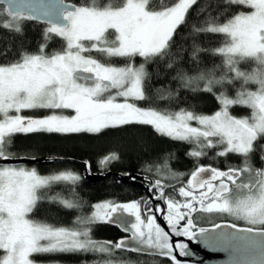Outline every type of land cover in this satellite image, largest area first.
Listing matches in <instances>:
<instances>
[{
  "label": "snow or ice",
  "instance_id": "snow-or-ice-1",
  "mask_svg": "<svg viewBox=\"0 0 264 264\" xmlns=\"http://www.w3.org/2000/svg\"><path fill=\"white\" fill-rule=\"evenodd\" d=\"M4 3L7 7L0 8V31L14 37L22 36V21L25 17L27 20L36 17L20 10L22 0H4ZM60 3L62 10L57 16L58 22L44 21L50 26L43 31L35 53L0 48V57H13L9 63L0 65V161L13 159L6 148L16 134L100 133L109 128L140 124L150 125L157 133L173 140L194 144L189 155L196 160L207 156L205 149L215 148L219 149L215 153L218 157L229 153L242 157L241 166L226 170L196 167L186 184L178 189L171 186L183 200L166 196V186L160 180L150 182L148 191L152 199L165 205L163 209L159 204L153 209L149 200L143 204L140 201H105L94 205L86 224L107 223L127 233V237L108 243L93 240L89 227L73 230L28 218L42 198L37 195L40 189L59 181L75 183L80 180L78 174L68 171L42 177L35 169L0 166V264H36L31 259L34 254H111L113 250L162 257L168 264H186L180 258L194 253L188 243L174 240V237L193 241L198 235L206 236L208 231L205 228L196 231L193 213H227L250 225L264 226V170L254 169L250 163L251 154L256 151L264 160V0H225V4L246 6L253 11L235 14L223 24L209 22L196 29L228 38L227 45L216 52L226 58L225 63L234 75L227 80L222 77L215 83H231L236 79L259 86L255 91L242 89L235 98L217 95L221 108L212 116L185 110L163 113L129 102L148 99L144 90L147 73L143 64L133 66L134 59L137 56L145 60L173 56L172 49L177 44L173 37L180 35L177 29L186 26V16L198 0H178L174 6L158 10L150 0H125L119 8L76 7L65 0ZM52 14L47 10L41 12L45 18ZM53 34L66 43L63 51L48 54L45 49ZM201 51L203 49L194 48L191 58L195 60ZM86 52L125 58L126 64L110 66L85 56ZM235 57L252 58L261 70L251 74L242 72L236 66ZM167 67L172 68L173 63L169 62ZM82 73L90 75L82 76ZM213 83L209 80L201 90L212 93ZM113 89L115 94L103 98L105 92ZM117 97L124 102H117ZM232 106L247 107L250 116L234 117L229 111ZM25 109H68L74 115L53 111L45 118H25L19 115ZM192 121L198 126H192ZM115 159L118 157L112 154L101 163ZM85 164L90 167L87 162ZM245 173L248 182L242 178ZM257 185L258 194H254ZM233 186L237 190L247 189L249 194L241 196L233 192ZM48 199L57 202L55 196ZM58 203L65 208L76 206L67 200ZM157 213L165 214L161 218L166 220L171 232L157 223ZM212 239L207 237L205 244ZM215 242L230 244L231 239L224 235Z\"/></svg>",
  "mask_w": 264,
  "mask_h": 264
},
{
  "label": "trees",
  "instance_id": "trees-1",
  "mask_svg": "<svg viewBox=\"0 0 264 264\" xmlns=\"http://www.w3.org/2000/svg\"><path fill=\"white\" fill-rule=\"evenodd\" d=\"M65 1L77 7L98 8H119L125 2V0ZM150 2L153 8L158 10L174 6L178 0H150ZM0 8L5 7L0 5ZM197 8L200 10L194 11ZM248 10L246 6L225 4V0H198L197 5H193L186 16V26L182 25L177 29L180 35L173 37L177 42L172 49L173 56L149 60L137 56L134 59L133 66L139 67L143 64L147 73L144 90L148 97L144 101H134V103L138 107L152 108L163 113L172 114L185 110L196 115L211 116L221 108L216 99L217 95L224 94L229 98H235L238 91L247 87L255 88L251 84L245 86L243 81L236 79H233L231 83H215L222 77L227 80L234 75L225 63L226 58L216 52V49L227 45L228 38L223 34L196 31L198 28L205 27L209 22L223 24L235 14ZM22 23L24 28L20 37L0 31V48L10 47L13 51L19 48L30 53L36 52L41 43L43 31L48 26L27 20L26 17ZM65 43L53 34L45 51L48 54L61 52ZM194 48L203 49L195 60L191 58ZM88 56L110 66L122 67L126 64L125 58L105 57L97 52L88 53ZM12 59L11 56L0 57V65L7 64ZM235 59L237 60L236 66L242 72H254L259 68L258 62L252 58L235 57ZM169 62L173 63L172 68L167 67ZM209 80L214 81L213 92H203L201 89ZM187 81L191 82L187 83ZM230 111L234 116H250V110L243 106H233ZM194 148L195 145L187 141L173 140L157 133L150 125L131 124L105 129L100 133L16 134L6 151L12 155L13 159L56 160L42 165H24L35 169L40 176H53L68 171L80 176V180L75 183L59 181L40 189L37 195L42 198L38 200L34 211L30 213L31 219L38 223L73 230L89 227L93 240L108 243L127 237V233L107 223L86 224L85 221L94 211V205L105 201L117 203L140 201L143 204L148 198L139 189L123 185L116 178H109L97 184L87 183L83 178L85 162L90 166V172L95 174L113 172L121 175H140L150 182L160 180L168 187L165 195L173 196L177 200H183V198L179 197L171 186L178 189L182 184H186L196 167L210 166L226 170L229 167L241 166L242 157L232 153L225 157H218L215 153L219 149L215 148L205 149L207 156L196 160L189 155ZM112 154H115L118 159L101 163ZM250 163L254 169L264 170V160L261 159L258 151L251 154ZM242 178L245 182L249 180L246 173L242 174ZM253 183H256L255 180ZM51 196H55L57 202L49 200L48 197ZM60 200H67L76 206L65 208L58 203ZM160 214L162 213H157V215ZM192 216L196 230L224 222L245 227L242 221L227 213L201 214L196 212ZM211 219L216 220L210 223ZM163 222L168 226L165 219ZM157 223H159L158 218ZM255 229L264 230V226ZM31 259L39 264H168V261L162 257L119 250H113L111 254L99 252L34 254Z\"/></svg>",
  "mask_w": 264,
  "mask_h": 264
},
{
  "label": "water",
  "instance_id": "water-1",
  "mask_svg": "<svg viewBox=\"0 0 264 264\" xmlns=\"http://www.w3.org/2000/svg\"><path fill=\"white\" fill-rule=\"evenodd\" d=\"M65 3L67 2L65 1ZM0 5L5 8L7 7L4 0H0ZM22 5L23 6L20 9L22 12L36 17V19L31 20L32 22L46 26L50 25L46 24L44 21L46 19L57 21V16L62 10L60 0H22ZM45 10L50 11L53 14L45 18L41 15V12ZM81 75L89 76L90 74L82 73ZM55 161L56 160L52 161L51 159L41 158H20L0 161V166L42 165ZM84 166L83 178L87 183L97 184L104 182L109 178H116L117 181L123 185H129L139 189L147 196L154 208L157 204H159L162 209L165 208L163 203L152 199V193L148 191V184L150 181L146 180L143 176L132 174L121 175L113 172L95 174L90 172L89 167H86V164ZM204 175L207 176L206 173ZM133 176L136 177L135 180L130 178ZM166 188L168 187L166 186ZM163 214L164 213L158 215L159 224L165 229V231L171 232V229L164 224L163 219L161 218ZM205 229L208 230L206 236L198 235L193 241H188L186 238L174 237V240H183V242L188 243L190 250L194 253L193 256L180 258L182 261H185L186 264H261V261H264V234H261L264 233V230L239 227L228 222L220 223L216 226L207 227ZM248 229H250V231H248ZM198 230L196 231L198 232ZM224 235H227L231 239L230 244L215 242L216 238ZM207 237L213 239L210 240L208 244H205L204 241Z\"/></svg>",
  "mask_w": 264,
  "mask_h": 264
},
{
  "label": "rangeland",
  "instance_id": "rangeland-1",
  "mask_svg": "<svg viewBox=\"0 0 264 264\" xmlns=\"http://www.w3.org/2000/svg\"><path fill=\"white\" fill-rule=\"evenodd\" d=\"M251 11H253L252 9H250L249 8V10L248 11H246V12H242V13H244V14H249ZM110 31V30H109ZM84 55L85 56H88V52H86V53H84ZM241 58V57H240ZM259 65V64H258ZM261 70V66L259 65V68H258V70H256V71H254V72H257V71H260ZM245 73H248V74H251V73H253V72H245ZM84 81H82L81 80V83H83ZM245 84V83H244ZM249 84H251V85H254L255 86V88H245V89H247V90H252V91H255V90H258V85L257 84H255V83H251V82H249V83H246L245 84V86L246 85H249ZM113 94H115V89H113V90H111V91H109V92H105L104 94H103V98H106V97H108L109 95H113ZM117 102H124L123 101V98H121V97H117ZM129 102H131V103H134V100H129ZM233 107V106H232ZM232 107H230V109L232 108ZM244 107V106H243ZM247 108V107H246ZM230 109H229V111H230ZM250 110V109H249ZM53 111H55V112H57V113H59V112H63V114H65V115H74V112H72V110H68V109H66V110H50V109H25V110H22L20 113H19V115H21V116H23V117H25V118H45L46 116H48V115H50V114H52V112ZM230 113H231V111H230ZM231 115H232V113H231ZM212 116V115H211ZM234 116V115H233ZM234 117H237V118H247V117H249V116H242V117H240V116H234ZM191 124H192V126H194V127H196V126H198L197 124H196V122L195 121H192L191 122ZM11 167H15V168H21V167H23V168H25L26 170H32L33 168H28V167H25V166H11ZM59 175V174H58ZM53 176H55V175H53ZM42 177H50V176H42ZM258 185H257V187H256V189H255V192H254V194H258ZM233 192H237L239 195H241V196H246V195H248L249 194V192H248V190L247 189H241V190H237V189H233ZM229 215V214H228ZM231 216V215H230ZM233 217V216H232ZM28 218H30V214H29V217ZM31 219V218H30ZM214 220H216V219H211L210 221V223H213L214 222ZM238 220V219H237ZM239 221H242L243 222V224L245 225V227H249V228H259L260 227V225H250V224H248L246 221H243V220H239ZM36 264H39V263H36Z\"/></svg>",
  "mask_w": 264,
  "mask_h": 264
},
{
  "label": "flooded vegetation",
  "instance_id": "flooded-vegetation-1",
  "mask_svg": "<svg viewBox=\"0 0 264 264\" xmlns=\"http://www.w3.org/2000/svg\"><path fill=\"white\" fill-rule=\"evenodd\" d=\"M83 81V80H82ZM81 82V81H80ZM89 83H91V82H89ZM30 134H32V133H30ZM233 188H235L234 186H233ZM152 206V205H151ZM160 206V205H159ZM153 207V206H152ZM160 208L162 209V207L160 206ZM153 209H155L154 207H153ZM158 215L156 214V217H157ZM158 218V217H157ZM181 223H183V222H181Z\"/></svg>",
  "mask_w": 264,
  "mask_h": 264
}]
</instances>
